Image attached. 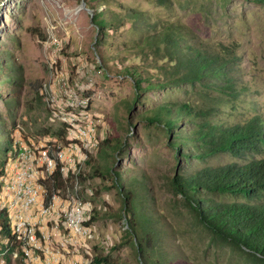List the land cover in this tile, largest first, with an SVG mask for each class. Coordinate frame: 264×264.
<instances>
[{
	"label": "rangeland",
	"instance_id": "1",
	"mask_svg": "<svg viewBox=\"0 0 264 264\" xmlns=\"http://www.w3.org/2000/svg\"><path fill=\"white\" fill-rule=\"evenodd\" d=\"M121 1L146 12L151 21L186 24L210 45L233 48L235 70L244 90L236 108L225 107L220 118L236 122L253 114L264 117V7L261 4L252 0H168L162 6L154 0ZM80 2L6 0L0 5V50L19 66L23 77L18 93L7 87L1 90L0 117L4 125L20 132L25 139L52 141L54 137L41 132L55 130L65 119L80 118L82 108L72 107L71 102L88 99L84 111L96 124L98 141L125 139L124 157L118 159V164L146 176L151 196L149 207L173 236L161 239V245L169 252L189 258L175 264H262L231 244L213 240L195 221L192 211L170 185L181 162L175 160L174 151L159 129L136 119L138 113L155 107L165 95L181 101L185 94L177 89L148 90L143 95L145 106L135 103L129 111L134 96L132 82L118 75L119 63L109 61L105 67L102 65L93 46L96 36L90 21L93 10ZM127 26L109 40L115 47L108 50L122 49L124 41L135 39ZM51 38L56 42H51ZM141 61L139 56H130L124 65ZM154 76L151 77L155 79ZM36 95L41 97L40 101ZM15 96L18 103L9 107L6 100ZM96 151L89 153L83 168L81 175L85 181L81 182L80 178V196L89 202L87 221L94 218L90 223L93 237L66 245L68 252L63 264H91V258L101 249L104 254H110L111 264H137L132 247L122 241L124 219L115 215L120 212L121 200L110 178L89 177L92 166L104 164ZM230 160L228 156H220L212 162ZM0 264L29 263L9 257V260L0 259Z\"/></svg>",
	"mask_w": 264,
	"mask_h": 264
},
{
	"label": "trees",
	"instance_id": "2",
	"mask_svg": "<svg viewBox=\"0 0 264 264\" xmlns=\"http://www.w3.org/2000/svg\"><path fill=\"white\" fill-rule=\"evenodd\" d=\"M80 1L93 10V46L102 65L105 67L109 61L119 63L118 75L132 82L134 96L129 111L135 103L145 106L143 95L148 90L177 89L185 94L181 101L165 95L155 107L145 108L136 116L161 131L175 160L181 162L170 180L174 194L180 196L213 240L231 244L264 264V117L253 114L236 122L220 118L225 107L236 108L244 90L235 70L234 49L223 44L210 45L186 24L151 21L146 12L128 7L121 0ZM154 1L162 6L168 3ZM252 1L264 7V0ZM126 25L135 39L124 41L122 49L108 50L115 47L109 40ZM130 56H139L142 61L124 65ZM19 70L10 56L0 50V95L6 87L18 93L23 85ZM17 97L6 100L9 107L18 103ZM36 98L41 100L38 95ZM67 132L68 126L63 122L55 130L41 133L66 143ZM13 135L0 117V168L14 155ZM125 145L121 138L99 141L96 153L104 164L92 166L89 176L109 177L116 189L121 206L115 215L125 223L122 241L132 247L137 264L187 261L188 256L169 252L161 245V239L173 236L149 207L146 176L118 164V159L124 157ZM220 156L231 160L212 162ZM80 178L85 181L82 175ZM92 220L93 217L86 223ZM110 257L101 249L90 262L111 264ZM4 258L9 260L8 256Z\"/></svg>",
	"mask_w": 264,
	"mask_h": 264
},
{
	"label": "built area",
	"instance_id": "3",
	"mask_svg": "<svg viewBox=\"0 0 264 264\" xmlns=\"http://www.w3.org/2000/svg\"><path fill=\"white\" fill-rule=\"evenodd\" d=\"M87 105L88 99L71 102L82 114L65 119L66 143L14 132V155L0 168V259L63 264L66 245L93 237L86 223L89 202L80 196V176L99 144L96 124L84 111Z\"/></svg>",
	"mask_w": 264,
	"mask_h": 264
},
{
	"label": "water",
	"instance_id": "4",
	"mask_svg": "<svg viewBox=\"0 0 264 264\" xmlns=\"http://www.w3.org/2000/svg\"><path fill=\"white\" fill-rule=\"evenodd\" d=\"M83 3H84V2H83V1H81V2H80V5H81V6H83Z\"/></svg>",
	"mask_w": 264,
	"mask_h": 264
}]
</instances>
